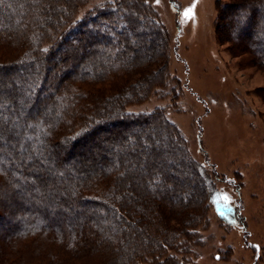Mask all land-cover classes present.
I'll return each mask as SVG.
<instances>
[{
    "label": "trees",
    "instance_id": "obj_1",
    "mask_svg": "<svg viewBox=\"0 0 264 264\" xmlns=\"http://www.w3.org/2000/svg\"><path fill=\"white\" fill-rule=\"evenodd\" d=\"M87 1L0 0V264H180L220 176L163 109L127 110L171 78L153 4ZM217 10L264 72V0Z\"/></svg>",
    "mask_w": 264,
    "mask_h": 264
},
{
    "label": "rangeland",
    "instance_id": "obj_2",
    "mask_svg": "<svg viewBox=\"0 0 264 264\" xmlns=\"http://www.w3.org/2000/svg\"><path fill=\"white\" fill-rule=\"evenodd\" d=\"M106 1L88 0L77 19ZM147 1L170 35L171 78L127 110L163 109L190 154L220 176L194 237L170 253L180 264H264V72L217 40V0Z\"/></svg>",
    "mask_w": 264,
    "mask_h": 264
},
{
    "label": "snow or ice",
    "instance_id": "obj_3",
    "mask_svg": "<svg viewBox=\"0 0 264 264\" xmlns=\"http://www.w3.org/2000/svg\"><path fill=\"white\" fill-rule=\"evenodd\" d=\"M157 2H159V0H157ZM191 14H192V8L186 9L183 13V15L186 17H190Z\"/></svg>",
    "mask_w": 264,
    "mask_h": 264
}]
</instances>
